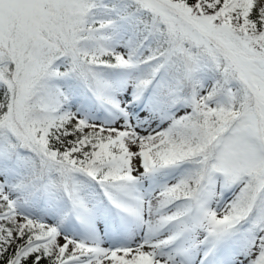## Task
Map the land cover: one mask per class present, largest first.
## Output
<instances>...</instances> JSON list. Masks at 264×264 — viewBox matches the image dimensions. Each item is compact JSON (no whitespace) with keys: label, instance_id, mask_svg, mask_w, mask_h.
I'll return each mask as SVG.
<instances>
[{"label":"snow or ice","instance_id":"snow-or-ice-1","mask_svg":"<svg viewBox=\"0 0 264 264\" xmlns=\"http://www.w3.org/2000/svg\"><path fill=\"white\" fill-rule=\"evenodd\" d=\"M0 264H264V0H0Z\"/></svg>","mask_w":264,"mask_h":264}]
</instances>
